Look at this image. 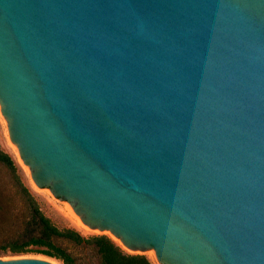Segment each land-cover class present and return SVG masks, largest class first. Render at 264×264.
Instances as JSON below:
<instances>
[{"label":"water","instance_id":"95a60500","mask_svg":"<svg viewBox=\"0 0 264 264\" xmlns=\"http://www.w3.org/2000/svg\"><path fill=\"white\" fill-rule=\"evenodd\" d=\"M0 111L88 234L264 264V0H0Z\"/></svg>","mask_w":264,"mask_h":264},{"label":"trees","instance_id":"16d2710c","mask_svg":"<svg viewBox=\"0 0 264 264\" xmlns=\"http://www.w3.org/2000/svg\"><path fill=\"white\" fill-rule=\"evenodd\" d=\"M0 164L14 170L12 160L1 150ZM19 195L25 218L17 232L5 236L6 251L13 254H39L61 264H82L70 248H89L94 251L100 264H153L144 255L124 252L105 235L84 237L73 228H59L42 212L27 187L19 185Z\"/></svg>","mask_w":264,"mask_h":264},{"label":"rangeland","instance_id":"374dc122","mask_svg":"<svg viewBox=\"0 0 264 264\" xmlns=\"http://www.w3.org/2000/svg\"><path fill=\"white\" fill-rule=\"evenodd\" d=\"M6 124V120L0 115V150L12 160L14 165V170H11L3 164H0V260L34 258L53 260L57 264H61V262L43 255L34 253L13 254L4 249L5 236L17 232L22 227L25 218V213L21 205V197L19 195V185H23L29 189L37 200L42 212L50 218L56 226L59 228H73L84 237L93 236L88 234L87 231L77 227L74 219L70 215L71 210L69 208L58 206L44 196H40L32 191L28 184L27 177L10 147ZM70 249L81 259L82 264H100L98 257L92 249ZM122 250L128 253L126 250ZM149 261L153 264H157V262L151 259H149Z\"/></svg>","mask_w":264,"mask_h":264},{"label":"bare ground","instance_id":"6f19581e","mask_svg":"<svg viewBox=\"0 0 264 264\" xmlns=\"http://www.w3.org/2000/svg\"><path fill=\"white\" fill-rule=\"evenodd\" d=\"M0 113H1V111H0ZM0 115L2 116V114H0ZM4 119H5V118H4ZM6 126H7V124H6ZM8 137H9V133H8ZM9 141H10V147H11V149H12V151H13L15 157H16V160H17V162L19 163V165L22 167V169H23V171H24V173H25V175H26V177H27L28 184H29L30 188H31L32 191L35 192L36 194H38V195H40V196H43V195L38 191V189L34 186V182L31 180V177H30V172H29L28 170H26V168H25L24 164L22 163V161H21V159H20V157H19L17 151L15 150V148H14V146H13V143L11 142L10 138H9ZM70 215H71L72 218L74 219V221H75L77 227L80 228V229H82V230H85V228L82 226V224L79 222V220L75 217V215L72 213V211L70 212ZM85 231H86V230H85ZM113 242H114L115 244H117L118 246H120L122 249H124V248L122 247V245H121L116 239H113ZM124 250H125V249H124ZM151 260L154 261V262H156V257L151 258Z\"/></svg>","mask_w":264,"mask_h":264}]
</instances>
